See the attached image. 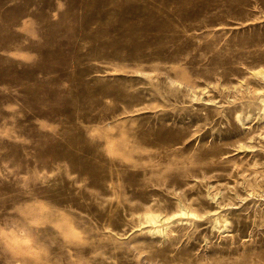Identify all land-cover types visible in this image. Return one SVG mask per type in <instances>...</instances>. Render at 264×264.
I'll list each match as a JSON object with an SVG mask.
<instances>
[{
    "label": "rangeland",
    "instance_id": "rangeland-1",
    "mask_svg": "<svg viewBox=\"0 0 264 264\" xmlns=\"http://www.w3.org/2000/svg\"><path fill=\"white\" fill-rule=\"evenodd\" d=\"M0 264H264V0H0Z\"/></svg>",
    "mask_w": 264,
    "mask_h": 264
},
{
    "label": "bare ground",
    "instance_id": "bare-ground-1",
    "mask_svg": "<svg viewBox=\"0 0 264 264\" xmlns=\"http://www.w3.org/2000/svg\"><path fill=\"white\" fill-rule=\"evenodd\" d=\"M159 40V39H158ZM155 42V41H154ZM174 58V57H173ZM47 66V65H46ZM20 72V71H19ZM104 104V103H103ZM102 109V108H101ZM95 114V113H94ZM110 128V127H109ZM90 140V139H89ZM96 143V142H95ZM140 145V144H139ZM141 146V145H140ZM137 147H138V144H137ZM56 153V152H55ZM69 156V155H68ZM83 156V155H82ZM97 156V155H96ZM65 157V156H64ZM98 159H100V158H98ZM82 160V159H81ZM91 160L93 161V159L91 158ZM119 160H122V159H119ZM137 162H136V165L137 166H140V161L139 160H136ZM71 163V162H70ZM85 164H87V163H85ZM89 169V168H88ZM116 170V169H115ZM128 178V177H127ZM131 178V177H130ZM144 178V177H143ZM196 178V177H195ZM111 182H114L115 181V179L114 178H111V180H110ZM131 182V181H130ZM142 185V184H141ZM151 194V193H150ZM149 194V195H150ZM151 197V196H150ZM157 197V196H156ZM141 199H143V198H141ZM149 204V203H148ZM103 217V216H102ZM111 228H112V226H111ZM109 229V228H108ZM120 233V232H119Z\"/></svg>",
    "mask_w": 264,
    "mask_h": 264
}]
</instances>
